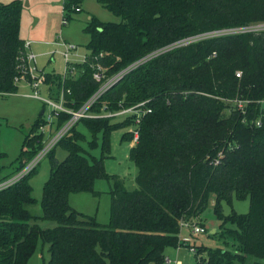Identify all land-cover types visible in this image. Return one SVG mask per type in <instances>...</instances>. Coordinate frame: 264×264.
I'll return each instance as SVG.
<instances>
[{"label":"trees","instance_id":"obj_1","mask_svg":"<svg viewBox=\"0 0 264 264\" xmlns=\"http://www.w3.org/2000/svg\"><path fill=\"white\" fill-rule=\"evenodd\" d=\"M80 2L62 0V9L70 13ZM95 2L118 22L89 16L84 23L87 54L74 64V79L63 83L70 90L65 99L72 104L67 107L77 109L95 91L93 73L103 70L109 77L138 63L91 111L115 112L145 102L149 113L136 126L130 117L80 119L46 155L49 175L38 214L27 211L35 201L26 180L35 168L0 190V264H27L37 241L46 247L42 264H163L166 248L183 247L178 242L184 229L180 223L202 227L198 218L210 195L220 228L215 239L222 247L208 248L200 259L193 253L195 263L246 264L253 257L251 264H264V116L254 104L245 115L230 105L235 98H264V31L210 35L263 24L264 0ZM20 13L19 0L0 3V96L16 91V57L23 53ZM44 77L56 95L60 77L53 71ZM40 112L23 136L15 172L41 148L43 136L36 134L43 124ZM256 118L258 127L250 123ZM66 119L60 113L53 128ZM77 126L90 136L87 148L99 140L98 159L80 145L84 137ZM128 128L137 132L127 152L136 170V188L127 191L111 176L108 223L98 225L73 211L67 198L91 192L94 180L108 177L102 159L109 152L110 133ZM131 138L125 131L120 141ZM55 148L66 153L61 161L53 158ZM232 195L248 199L246 214H221L220 204ZM40 221L52 226L40 228Z\"/></svg>","mask_w":264,"mask_h":264},{"label":"rangeland","instance_id":"obj_2","mask_svg":"<svg viewBox=\"0 0 264 264\" xmlns=\"http://www.w3.org/2000/svg\"><path fill=\"white\" fill-rule=\"evenodd\" d=\"M10 1L12 0H0V3H8ZM19 1L21 3L18 30L20 40L34 42V51L38 52L45 50V43L51 42L56 36L60 35L77 45L75 55L79 57H73L77 62L82 61L84 54H87V50L84 47L87 37L82 33V28L89 16H94L101 22H118V18L101 8L95 0H81L78 6L82 11L72 14L65 26H61L60 24L62 0ZM262 30H264V24H252L244 30L232 29L210 35L218 36ZM185 43L182 42L180 45ZM45 60V58H39L37 66L41 67L45 63ZM52 66L50 65L49 68H52ZM53 67L56 70L58 63L56 62ZM15 86V93L0 96V181L9 178L15 172L23 136L28 134L30 126L42 108V104L38 100L28 97V94L31 92L25 83L19 82ZM40 95L44 96L42 89H40ZM76 129L84 137V142L80 145L88 151L91 157L98 159L100 157L99 140H97L96 147L89 149L86 144L90 140L89 134L81 126H77ZM129 130L130 128L110 133L109 152L102 159L103 170L108 177L94 180L91 192L73 193L69 194L67 198V203L73 211L82 216L93 218L98 225H106L108 223L109 189L112 187L111 176H117L122 181L123 188L127 191H132L136 188L134 182L136 170L127 159L128 146L134 145V141L132 140L133 135L128 142H126V139L120 141L121 134ZM65 154L60 148H55L53 158L56 161H61ZM48 175L49 159L45 156L38 161L34 171L26 180L31 190L30 197L35 201L33 205L27 207V211L32 215L38 214L40 211L39 202L42 186L47 181ZM213 197V195L209 196L205 208L199 215V221L203 224L205 234L191 237V241L195 244L197 258L199 259L205 256L208 248L222 247V241L215 239L218 238L220 228H218V222L212 214ZM247 210V198L236 200L232 195L229 202H222L220 204V211L224 216L229 214H246ZM221 224L222 227L227 226V223L224 221ZM38 225L40 228H50L52 223L40 221ZM213 231L218 233L214 237L211 236ZM182 233L188 234V232L184 231ZM227 248H229V243H227ZM164 252L166 253V257L173 262L179 261L180 264H196L192 253L185 247H180L177 250L166 248ZM254 260L253 257H247L246 264H251ZM46 261V247L42 246L40 241H37L34 252L27 264H42L46 263Z\"/></svg>","mask_w":264,"mask_h":264},{"label":"built area","instance_id":"obj_3","mask_svg":"<svg viewBox=\"0 0 264 264\" xmlns=\"http://www.w3.org/2000/svg\"><path fill=\"white\" fill-rule=\"evenodd\" d=\"M80 8L76 7L72 9V12L68 13L64 11L61 7V26H65L68 21V17H71L74 13H79ZM264 24V23H263ZM244 30V29H243ZM264 31V30H262ZM245 32V31H244ZM34 42L25 41L22 44L23 53H20L16 57V73L14 78L16 83L23 82L28 87L31 92L28 94L29 98L38 100L43 107L41 110V115L43 119V124L39 125L36 134H41L43 136L41 140V148L37 153L28 160L23 167L17 172L13 173L9 178L0 181V190H3L14 183L18 182L22 177L27 175L31 170L35 168L38 161L45 157L48 152L58 143V141L65 136L69 130L80 120V119H97V118H111L115 121L123 120L126 117L132 118L133 125L136 126L140 118L149 113L148 109H144L145 102H139L134 106L128 108H121L115 112H102L95 113L92 112V106L96 100L104 94L111 86L116 84L123 75L135 67L138 63L127 66L123 70L117 73L104 77L101 73H93L92 79L98 83L95 91L75 110L67 107L71 105V101L66 100L65 96L70 95L69 88L63 87V83L67 79H74L76 76V69L74 70V64H79L83 61L77 62L73 57L78 58L75 55L77 51V45L66 41L60 35L56 36L51 42L45 43L44 45L48 47V51L41 54H36V52L31 49V45ZM158 52L150 55L153 56ZM150 56H147L149 59ZM39 57H45L46 63L52 62L55 58L59 61V68L54 74L60 77L61 88L58 90L56 95H52L49 91L50 85L46 84L45 72L42 68L37 66V59ZM235 77H239V73H235ZM40 89H42L44 96L40 95ZM254 104L262 116H264V98L250 101L241 100L238 98L230 101V105L234 110L240 112V114L245 115L246 109L249 105ZM60 113L66 114L67 119L57 128H53V121L55 122ZM254 126L258 127L260 125V118H256L254 121L250 122ZM133 135L132 140L135 142L137 137V132L130 128L128 131ZM180 228L188 229L190 232L189 236L179 237L178 242L181 246L187 248L190 253H195V249L191 244V236H197L205 234V230L194 223H180ZM164 264H175L170 259L165 257Z\"/></svg>","mask_w":264,"mask_h":264},{"label":"crops","instance_id":"obj_4","mask_svg":"<svg viewBox=\"0 0 264 264\" xmlns=\"http://www.w3.org/2000/svg\"><path fill=\"white\" fill-rule=\"evenodd\" d=\"M80 11H82L81 10V8H80ZM63 38V37H62ZM65 38V37H64ZM63 38V39H64ZM65 40L66 41H68V39L67 38H65ZM29 41V40H28ZM24 42V41H23ZM69 42V41H68ZM71 43H73V42H71ZM34 44H32L31 45V49H33V51H34ZM49 49H48V47L47 46H45V50H41V51H38V52H36V54H41V53H43V52H45V51H48ZM35 52V51H34ZM39 58H45V57H39ZM38 58V59H39ZM38 59H37V61H38ZM56 62L58 63V67L56 68V70H55V68L53 67L55 64H56ZM50 65H53L52 66V68H49V66ZM48 68H47V67ZM39 68H42L45 72H50V71H53V72H56L57 70H58V68H59V61H58V59L57 58H55L52 62H50V63H46V60H45V63L41 66V67H39ZM133 145L131 144L130 146H128V149L130 148V147H132ZM198 220H200L199 218H198ZM199 225L200 226H202L203 227V224L199 221ZM182 231H184V232H188V234H184V233H182ZM189 235V231L188 230H186V229H184V230H181L180 232H179V237L181 236H183V237H186V236H188ZM191 244H192V241H191ZM177 249H180V247L179 248H175V250H177ZM164 255H165V257H166V253L164 252ZM173 262V261H172ZM173 263H175V264H180V262L179 261H176V262H173Z\"/></svg>","mask_w":264,"mask_h":264},{"label":"water","instance_id":"obj_5","mask_svg":"<svg viewBox=\"0 0 264 264\" xmlns=\"http://www.w3.org/2000/svg\"><path fill=\"white\" fill-rule=\"evenodd\" d=\"M111 87H112V86H111ZM111 87H110V88H111ZM40 114H41V112H40Z\"/></svg>","mask_w":264,"mask_h":264}]
</instances>
